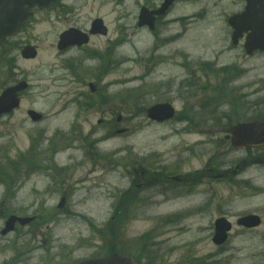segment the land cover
Wrapping results in <instances>:
<instances>
[{"label": "rangeland", "instance_id": "rangeland-1", "mask_svg": "<svg viewBox=\"0 0 264 264\" xmlns=\"http://www.w3.org/2000/svg\"><path fill=\"white\" fill-rule=\"evenodd\" d=\"M145 2L154 5V0H62L36 10L0 47V93L20 79L30 83L21 107L0 117V264L71 263L112 249L141 264H264V162L255 160L264 161V148L234 149L212 137L223 131L212 129L214 122L228 128L264 120V53L247 57L242 44L232 46L227 22L245 1L181 0L154 32L137 25ZM96 17L104 19L109 34L96 37L90 51L109 52L118 63L101 72L100 61L88 58L75 79L64 58L81 55L58 54L56 41L64 28L87 27ZM26 44L39 46L35 60L21 58ZM118 77L133 78L120 88L113 82ZM159 102L173 103L175 120L149 121L147 109ZM28 109L42 113L44 121L31 122ZM119 129L127 132L117 134ZM32 148L28 163L52 165V171L25 168L24 155ZM13 159H24L22 168ZM139 159L145 175L135 172ZM209 160L223 168L244 160L250 166L237 177L205 178L171 193L165 190L169 184L145 186L149 172L187 174L209 169ZM11 166L17 170L10 172ZM141 184L139 193L126 196L125 206L114 209L117 196ZM187 190L192 193L184 194ZM248 213L262 216L259 228L236 226ZM11 214L37 220L2 235ZM113 215L117 220L108 225ZM221 215L234 228L228 243L218 247L212 238Z\"/></svg>", "mask_w": 264, "mask_h": 264}, {"label": "water", "instance_id": "water-1", "mask_svg": "<svg viewBox=\"0 0 264 264\" xmlns=\"http://www.w3.org/2000/svg\"><path fill=\"white\" fill-rule=\"evenodd\" d=\"M53 1L54 0H0V44L7 36L14 33L23 24L24 20L30 14V8L36 5L44 8ZM174 1L175 0H165L158 11L148 13L147 10H143L140 24L143 25L148 23L153 27L155 18L152 17V15L165 13ZM26 5L28 7H25ZM229 23L235 29L233 34L234 43L238 42L244 31L251 30L252 33L248 35L245 45L247 52L251 54L254 50H264V0H247L245 11L232 16L229 19ZM93 26L94 32H106L100 20L95 21ZM74 40V37L66 34L62 37L60 46L64 47L74 42ZM22 54L25 58H35L37 51L35 47L28 46L23 50ZM26 86V83L22 82L17 86L6 89L2 93L0 96V114L10 112L15 107L19 106L20 100L18 98V92L25 89ZM29 114L34 120L40 119V114L35 111H29ZM174 114L175 110L169 103L156 104L148 110L149 118L156 121L169 120ZM232 141L236 148L264 144V122L238 124L233 128ZM16 221L24 225L31 222L32 218L10 217L6 222V228L3 230V233L5 234L12 230ZM238 224L247 228H255L261 224V220L257 215H248L239 219ZM215 226L216 231L213 241L218 245L223 244L228 237V231H230L232 225L225 218H220L216 221ZM78 264H138V262L132 257L112 253L106 257L88 259Z\"/></svg>", "mask_w": 264, "mask_h": 264}, {"label": "flooded vegetation", "instance_id": "flooded-vegetation-1", "mask_svg": "<svg viewBox=\"0 0 264 264\" xmlns=\"http://www.w3.org/2000/svg\"><path fill=\"white\" fill-rule=\"evenodd\" d=\"M156 2H157V0H154V5H152L148 2H145L142 5L141 4L140 5H141V7H147L150 10H153V9L158 8V6H159V4H157ZM61 13H63V12H61ZM93 20L94 19H92L90 25L87 27H81L79 25H71V26L64 28L60 32V34L58 36V40H59L60 36L62 35V33H64L66 30H68L70 28H76L85 34H90L91 25H92ZM159 20H160V18L157 19V22H156L157 24H158ZM100 36H101L100 34H96V35L90 34L89 35L90 42L88 44L81 45V46L68 47L65 50L61 51L60 55H69L70 52L76 51V52L80 53L81 57H78L75 59H70L71 64H73V65L82 64V62H84L88 58H90L91 55L94 56V52L90 51L89 47L91 46L94 38L100 37ZM100 55L102 56V60H105V56L103 54H100ZM68 58H70V56ZM67 61H69V60H67ZM77 70H79V68ZM76 77L77 76H75V79H76ZM95 92H97L96 88H95ZM95 92H92V93H95ZM43 119H44V117L42 118V120ZM120 120H121V118H120ZM212 129H215L216 131L217 130H223L222 132H219L217 134L216 133L213 134V136H216L217 139H220L218 134L225 133L224 131L227 130V132L225 134V141H226V143H230V136H229L231 133L230 127L225 128V127H223V124H214V127H212ZM136 163H139V162L136 161ZM210 165H211V167L209 169H207V165H206L202 169L195 170L194 172H188L187 174L174 173V174L165 175V174L161 173V175H160L161 177L158 175H155V180L153 181V183L162 184L163 182L166 181L169 184L168 190L171 192L175 188H179V187L184 188L185 186H190L189 184H192V183L197 184V182L204 181L205 178H208L210 180V182H219V181L223 180V178H228L230 176V174L233 172V170L232 171L226 170V171L221 173V175L224 176L223 178H214L215 175L219 174V171L220 172L222 171V170H218V168H221L222 166H221V163H219L217 160H214L213 163H211V161H210L209 166ZM242 167H244V166H242ZM139 168L142 169L141 170L142 175L147 174V171L143 170V165L141 163L139 164ZM50 169H52V168L50 167ZM244 170L245 169H243L242 171H244ZM137 180L141 181L140 178H138ZM190 193H192L191 190H187L184 192V194H190Z\"/></svg>", "mask_w": 264, "mask_h": 264}, {"label": "bare ground", "instance_id": "bare-ground-1", "mask_svg": "<svg viewBox=\"0 0 264 264\" xmlns=\"http://www.w3.org/2000/svg\"><path fill=\"white\" fill-rule=\"evenodd\" d=\"M126 78H130V80L133 78V77H118L116 79L113 80V82H116L118 85H121L120 88L123 87V83L124 81H126Z\"/></svg>", "mask_w": 264, "mask_h": 264}]
</instances>
